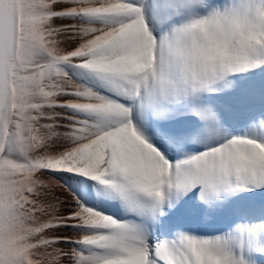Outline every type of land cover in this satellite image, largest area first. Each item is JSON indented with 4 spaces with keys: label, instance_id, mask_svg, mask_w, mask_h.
<instances>
[{
    "label": "snow or ice",
    "instance_id": "1",
    "mask_svg": "<svg viewBox=\"0 0 264 264\" xmlns=\"http://www.w3.org/2000/svg\"><path fill=\"white\" fill-rule=\"evenodd\" d=\"M0 264H264V0H0Z\"/></svg>",
    "mask_w": 264,
    "mask_h": 264
}]
</instances>
